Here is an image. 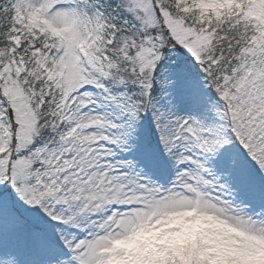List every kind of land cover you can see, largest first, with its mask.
Wrapping results in <instances>:
<instances>
[{
  "label": "snow or ice",
  "instance_id": "obj_1",
  "mask_svg": "<svg viewBox=\"0 0 264 264\" xmlns=\"http://www.w3.org/2000/svg\"><path fill=\"white\" fill-rule=\"evenodd\" d=\"M0 264H264V0H0Z\"/></svg>",
  "mask_w": 264,
  "mask_h": 264
}]
</instances>
